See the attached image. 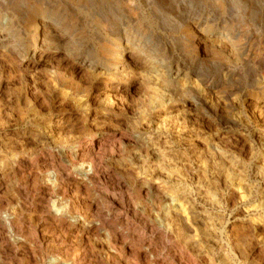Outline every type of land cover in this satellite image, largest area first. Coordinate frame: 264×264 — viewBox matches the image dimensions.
I'll return each mask as SVG.
<instances>
[{
    "label": "bare ground",
    "instance_id": "obj_1",
    "mask_svg": "<svg viewBox=\"0 0 264 264\" xmlns=\"http://www.w3.org/2000/svg\"><path fill=\"white\" fill-rule=\"evenodd\" d=\"M174 1L145 3L170 8L174 3L176 8ZM262 1L247 0L249 6L237 16L244 28L256 27V37L264 42V11L256 8ZM89 2L0 0V87L9 90L13 81L11 75L3 78L4 69L9 74L16 69L27 83L15 120V127L20 125L23 131L10 132L13 112H0V264H264V149L252 171L241 169L238 160L226 155L220 140L218 145L208 139L163 137L166 131L179 133L186 127L189 116L173 115L176 98L189 113L198 105L209 110L207 95L218 87L206 81L202 91L206 95H198L189 83L209 47L219 49L233 63L240 54L246 55V61L255 60L253 46L246 49V43L235 38L236 28H244L232 22L223 32H217L218 27L207 30L209 22L218 25L207 18L201 29L202 18L182 11V21L193 26L182 47L186 70L183 64L166 66L164 60L148 54L144 36L124 22L93 62L82 53L76 31L79 15L85 12L99 23V8L91 9ZM67 51L75 54L73 67L91 73L92 89L104 80L105 84L95 96L73 76L68 81L64 77V88L53 92L46 110L35 96L37 73L43 66L53 81L62 77L48 55L68 58ZM260 67L264 71V60ZM258 82L260 96L251 104L260 118L264 117V73ZM142 85L141 121L156 134L146 139L124 133L118 117L135 120L136 111L124 100ZM164 86L168 102L163 103L158 90L162 92ZM102 95L107 103L98 116L93 102ZM69 110L75 111V119L67 117ZM176 145L180 150H174Z\"/></svg>",
    "mask_w": 264,
    "mask_h": 264
},
{
    "label": "rangeland",
    "instance_id": "obj_2",
    "mask_svg": "<svg viewBox=\"0 0 264 264\" xmlns=\"http://www.w3.org/2000/svg\"><path fill=\"white\" fill-rule=\"evenodd\" d=\"M89 1H90L89 3H90L91 9L94 8L95 6L99 8L98 13L100 17L98 19L99 21H97L99 23H96V21L90 15L88 17V14H86L85 12L83 16L79 15L78 24L76 26V31L78 34H80V36L77 37V40H78L77 42L80 46V49L82 53L83 54L85 53L84 55L87 56L91 61L95 62L99 59L100 51L102 50V45H104L105 42L107 43L108 40L113 38L112 32L121 23L124 24V22H127V26H129V28H131L135 32L137 31V33L140 34L142 37L144 36L143 38L145 40V46H146L145 49L148 54L151 55V53H153L151 56H154L157 59H160L162 61L164 60L163 62L164 64H166V66H170L173 62L179 63L180 65L183 64L182 66L183 67L185 66L186 70H187L188 64L186 63L184 59V52H182L183 51L182 47H183V43L186 40L185 35H188V33H191L193 26L192 25L188 26L187 24L184 23V21H182L183 20L182 17H184V12H185V15L190 13L191 17L195 19L202 18L201 19L202 23L205 22L203 19H207V18L213 19V20L215 19L216 23L219 26L218 25L209 26L211 24L209 22V24L206 25L205 29L207 30L214 29V31L217 30V32H223V29L225 27H230V26L232 27L234 25L233 23L235 24L239 23V26L243 27L244 25H242L239 22L240 20L238 21L237 13L242 8L244 9V7L246 8L247 6H249V2H246L247 0H244V1L238 0V2L237 0H225V1L224 0L222 1L221 0L219 1L218 0H188V3L186 0H175V1L173 0L175 2V7L177 5L179 6V7L177 6L176 8H174V3H173V6H171L170 8L167 4L163 5L158 2L155 3L157 8L155 7V4H154V7H152V6L147 5V3H145V0H131L133 2L132 3L133 5L131 4L130 0L129 1L128 0L127 1L116 0L117 2L115 0H96V1L89 0ZM183 2L187 4L186 7L182 4ZM103 4L104 6L102 7ZM127 6L128 7L130 6V7L127 8ZM86 7H89L88 3ZM137 8L140 11L138 10L136 11ZM256 8L264 11V0L262 1L260 5H256ZM129 9L131 10V12ZM185 9H188V10L186 11ZM155 10L157 11L156 13L154 12ZM177 10L178 12H176ZM192 10H194L193 11L194 13L192 12ZM230 12H233V13H230ZM102 17H103V20H101ZM130 17H133L132 22L134 21V23L128 22V18ZM122 20L123 22H121ZM173 22L174 23L176 22V23L174 24ZM100 23L101 24L104 23L103 25L104 27L101 26ZM195 23H198V22L196 21L194 22V24ZM227 23L228 25H226ZM204 27L205 25L203 23V25L201 26V29ZM214 27L215 28L218 27V28H216L215 30ZM226 29L227 28H225V30ZM236 29L238 32H235L236 34L235 38H238L239 40L241 38L242 43L243 44L246 43L245 45L246 49H249L250 48L249 46L251 45L253 46L251 47L252 48L251 51L253 50L251 54V56L252 55L253 56L251 58L255 59L253 60L254 62L248 61V60L246 61L245 60L246 55L240 54L242 58L240 56H237V59H236L237 61L235 60L236 63L235 62L233 63L234 60L232 62L229 61L226 54L222 53L219 49L217 50L213 48L212 46L209 47L208 50L209 49L210 50L207 51V54H206L207 56L204 55L203 57V60L205 59L204 62L203 61L198 62V64L195 66L196 76L191 75V80L189 82L190 85L193 86L196 94L198 95L205 94V92H202V91L205 89L204 86H205L206 81H208V83L206 84H212L213 86L218 87L215 93H213L212 95L210 94L207 95V98L209 97L208 98L209 100L208 106H210V108H208L209 110L204 109L203 107H200L198 105L196 109H194L191 113H189L187 108L184 109L182 107L183 106L182 101H178L176 98V100L174 101H175L176 106L178 105L176 108V110L178 111L175 110L173 115L176 116L175 112L177 113L179 112L178 114L182 118H184L183 117L184 115H186L187 117L189 116L186 119V127L184 129H181L182 132L179 131L180 134L175 133L174 131H166L164 132L163 137L172 138V137L177 136V138L182 141H187L190 137L191 139L193 137V140H198V141H201V140L203 141V139L204 140L208 139L209 141L214 140L215 142L217 141L219 142L220 140L219 142L220 146L222 145L224 146V147L222 146L221 148L223 151H225L226 155H229V157L231 156L230 158L236 161L238 160L240 162L239 166L241 169H247V170L253 171L255 167L256 168L258 167L261 151L262 149H264V147L262 146L263 144L262 139L264 138V117L259 118L260 116L259 113L257 111L256 112L253 111V105L251 104V103L256 102V100L260 96V91H259L260 84L258 85L259 83L258 81L261 80V77L263 76V73H264L263 69H261L260 67V63L264 60V42H262L259 38L256 37L258 31L256 27L254 26H248V28L245 27L243 31L239 30L240 29L239 27H237ZM230 30L231 28H229L227 32ZM224 32L226 33V31ZM109 37H112V38H109ZM246 37L249 38V41L248 39H246ZM250 41H253V43L252 42L250 43ZM146 42L148 43V47H147ZM216 44L217 43L214 42L213 46L216 47L217 46ZM246 46H248L249 48ZM218 51L220 53H218ZM208 54L211 56H209ZM66 55L67 56L69 55V56L68 58L64 57L65 61H64V58H62L63 56H60L61 58L59 59L58 58L52 59V57L54 56L52 54L48 55L49 57L51 56L50 59L53 60L54 62L55 70L57 71L59 69L58 70L59 72L58 71L57 72L59 73V76L61 75L62 77L56 78V80L53 81V79L49 75H47L48 70H44L43 66L39 68V72L37 73V76H38L37 86L38 87H36L35 96H37L36 98L38 100V105L44 106V109L46 110L47 108L50 109L51 107L49 102L51 99H54V98H51V95L53 94V92L59 91L60 89L62 90L64 88L62 86L63 85L62 79L64 77H65V80L68 81L70 80L69 78L73 76L80 86L84 87L88 91L92 90L95 96L99 95V92H100L99 87L105 84L106 80L100 83L101 85L98 84L95 86V88L92 89L91 88L92 85L90 81L91 73L82 72V71L79 72V69L77 67L72 66L73 63L71 61L75 60L74 53L72 52L70 53V51L69 52L67 51ZM49 57H47V61L50 60L48 59ZM217 60L219 61L220 64L218 63ZM247 63H249L250 65L246 66ZM227 65L229 68L227 67ZM7 71L8 70L4 69L3 78H6L7 76L11 75V77H13V81H12L11 86L9 87L10 88L9 90H6L5 88L0 87V93H1L0 101L2 103V104L0 103V112L5 114L4 112L9 111L8 109H10L9 111L10 113L13 112L12 113L13 118H11V122H10L11 124L10 132L20 133V131H23L24 128L20 125L15 127L16 125L15 120L19 118V111H20L19 103L22 100V99L21 100L19 99L20 97L24 98L23 95L26 92L27 83L23 78L24 77L23 74H20L19 72H17L16 69L12 71L11 74H9V72ZM258 74H260V77L258 76ZM63 75H66L67 78L66 76H63ZM181 84L187 85V82L182 81ZM165 87L167 88V86H164V88ZM139 88H142V89L140 90ZM165 89L164 90L162 89V92L164 91V93L160 91L161 89L158 90V94H159L158 97L160 98L164 96V101L162 100L163 103L168 102L167 100L168 92H167V89L166 90ZM8 93H10V95H8ZM144 95H145L144 85L140 87L137 86L133 89V91L129 93V96H127V98H125L124 100L126 101V103L129 104V106H132V108L136 111L137 115L134 114L136 116V117L134 116L135 120L127 121V118H124L121 116H118V117H119V120L124 122L122 123V131L124 133L132 134L135 137L146 139L149 137H156V134L154 133L153 130H148L147 126L149 125L145 121L144 122L141 121L142 118H141L140 113H142L141 110H143L142 103H143ZM6 98H9V99L7 100ZM105 98L106 97L102 95L101 100L99 101L96 100L93 102L95 103L93 109L98 113V116H100V114H103L105 112L104 108L106 105L104 104L107 103V100H105ZM2 100H5L6 102ZM29 106L31 108L34 107V109L36 108V106H33L31 102H29ZM179 109H181L182 112ZM74 113L75 111H71V110L67 112L68 115L64 112V114H66L67 117L71 116L72 118L75 119L76 115ZM178 114L177 116H179ZM191 115L193 118L191 117ZM2 118H4V115H2ZM78 132H81V131H73V134L76 135L78 134ZM58 142L60 141L58 140ZM58 142H57V145H58ZM56 146H55V150L58 151L59 147H56ZM179 148L180 147L176 145V147H174V150H180ZM17 149H20V147H17ZM109 165L113 166L111 164ZM252 177L254 178V175ZM238 216L239 214L237 215V217ZM230 218H231V212L228 211L227 219H230Z\"/></svg>",
    "mask_w": 264,
    "mask_h": 264
}]
</instances>
